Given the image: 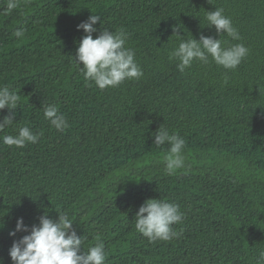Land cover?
Returning <instances> with one entry per match:
<instances>
[{"label":"trees","instance_id":"1","mask_svg":"<svg viewBox=\"0 0 264 264\" xmlns=\"http://www.w3.org/2000/svg\"><path fill=\"white\" fill-rule=\"evenodd\" d=\"M0 0V87L19 94L16 134L39 133L23 148L0 141V264L14 240L17 218L29 229L45 212L67 213L82 251L99 240L105 264H256L264 249V0ZM222 8L241 39L219 36L206 11ZM92 14L103 28L128 34L143 76L101 90L73 62ZM178 34L242 43L249 53L234 70L209 58L183 73L170 60ZM22 30L17 37L15 32ZM67 118L55 130L43 109ZM0 110V120L8 115ZM163 126L186 141L184 169L164 171L167 143H153ZM175 203L183 221L169 241H149L135 229L146 199Z\"/></svg>","mask_w":264,"mask_h":264},{"label":"clouds","instance_id":"2","mask_svg":"<svg viewBox=\"0 0 264 264\" xmlns=\"http://www.w3.org/2000/svg\"><path fill=\"white\" fill-rule=\"evenodd\" d=\"M7 9L11 11L18 7V0H8ZM100 20L96 14H92L86 21L77 25V29L83 30L84 35L77 42L73 62L80 68L86 81H91L96 87L103 90L106 87H117L126 79L139 80L143 76L141 67L135 61L134 51L126 47L128 34L124 30L112 32L103 28L97 32L94 25ZM206 25L214 27L216 33H225L232 40L241 39L238 30L233 26L229 17L224 15L222 8L214 11H206ZM182 29L179 24L173 26L172 31L178 40L170 54L169 59L177 61V70L181 73L190 68L194 61L207 64L209 58L226 70L236 69L246 58L249 49L242 43L224 46L225 41L220 38L200 35L199 39L186 38L178 34ZM17 37L23 35L22 30L15 32ZM20 96L9 87H0V110L8 109L9 114L0 120V132L16 122L15 109L18 106ZM45 119L59 132H64L68 127V121L55 104H48L43 109ZM39 133H34L27 125L16 130V134H6L0 137V141L6 146L23 148L27 144H35L39 139ZM153 143L168 148L163 153L164 171L168 175H174L178 170L184 169V150L186 141L177 133H169L162 125L156 130ZM258 213L264 212V205L259 204ZM135 229L149 241H169L178 238L181 233L173 229L172 225L183 221V213L179 206L161 199H146L135 214ZM74 219L67 213H57V218H50L45 212L39 217L38 225L29 229L24 225L23 218H17L14 230L9 236L14 237L17 232H25L18 240H14L9 248L8 255L12 264H105L107 253L102 241H97L86 252L82 251L83 240L81 235L73 229ZM0 227H3L0 224ZM256 264H264V249L258 251Z\"/></svg>","mask_w":264,"mask_h":264}]
</instances>
